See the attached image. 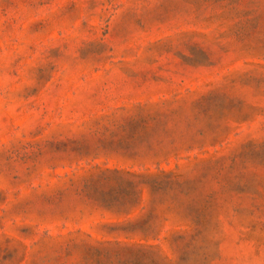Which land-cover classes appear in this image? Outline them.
<instances>
[{
    "label": "rangeland",
    "instance_id": "1",
    "mask_svg": "<svg viewBox=\"0 0 264 264\" xmlns=\"http://www.w3.org/2000/svg\"><path fill=\"white\" fill-rule=\"evenodd\" d=\"M0 264H264V0H0Z\"/></svg>",
    "mask_w": 264,
    "mask_h": 264
}]
</instances>
